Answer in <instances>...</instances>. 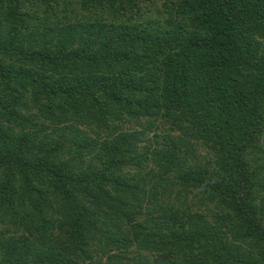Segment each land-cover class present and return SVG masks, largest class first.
Wrapping results in <instances>:
<instances>
[{"label": "trees", "instance_id": "obj_1", "mask_svg": "<svg viewBox=\"0 0 264 264\" xmlns=\"http://www.w3.org/2000/svg\"><path fill=\"white\" fill-rule=\"evenodd\" d=\"M0 264H264V0H0Z\"/></svg>", "mask_w": 264, "mask_h": 264}, {"label": "rangeland", "instance_id": "obj_2", "mask_svg": "<svg viewBox=\"0 0 264 264\" xmlns=\"http://www.w3.org/2000/svg\"><path fill=\"white\" fill-rule=\"evenodd\" d=\"M200 152H202V151H200Z\"/></svg>", "mask_w": 264, "mask_h": 264}]
</instances>
